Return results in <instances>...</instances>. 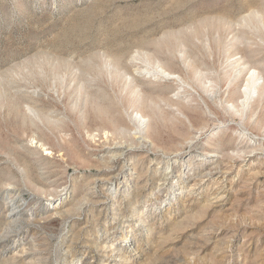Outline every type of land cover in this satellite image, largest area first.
Instances as JSON below:
<instances>
[{"label": "rangeland", "instance_id": "374dc122", "mask_svg": "<svg viewBox=\"0 0 264 264\" xmlns=\"http://www.w3.org/2000/svg\"><path fill=\"white\" fill-rule=\"evenodd\" d=\"M0 264H264V0H0Z\"/></svg>", "mask_w": 264, "mask_h": 264}, {"label": "bare ground", "instance_id": "6f19581e", "mask_svg": "<svg viewBox=\"0 0 264 264\" xmlns=\"http://www.w3.org/2000/svg\"><path fill=\"white\" fill-rule=\"evenodd\" d=\"M118 146H114L113 148H115V150H116V148H117ZM125 151V150H124ZM124 151H122V152H114V153H116V154H114V156L115 157H117V156H121V155H123L124 154ZM113 152V151H112ZM126 161V160H125ZM107 199V198H106ZM103 200V199H102ZM106 201V200H105ZM15 202V201H14ZM18 203V202H17ZM59 203H61V201L59 202ZM99 203H101V202H99ZM21 206H22V204H16V203H12L11 205H10V207H9V210H8V212H7V214H6V218L7 219H9V220H15L17 217H19L20 215H21V213H22V208H21ZM24 206V205H23ZM21 230H22V227H19L18 228V230H17V233L18 232H21Z\"/></svg>", "mask_w": 264, "mask_h": 264}]
</instances>
